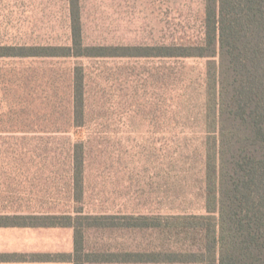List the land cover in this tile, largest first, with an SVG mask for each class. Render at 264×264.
I'll list each match as a JSON object with an SVG mask.
<instances>
[{"label":"rangeland","instance_id":"1","mask_svg":"<svg viewBox=\"0 0 264 264\" xmlns=\"http://www.w3.org/2000/svg\"><path fill=\"white\" fill-rule=\"evenodd\" d=\"M87 44L157 45L199 40L203 0H81ZM66 0H0V44L65 45ZM87 72L89 114L68 124V73ZM204 61L0 59V183L15 207L51 216L202 213L200 98L187 102L183 76ZM193 68V69H192ZM194 73V74H193ZM188 75V76H189ZM182 81V82H181ZM193 88H198L193 86ZM50 101L41 106V98ZM198 98V97H197ZM198 116H195V115ZM86 144L82 197L69 142ZM146 242L87 230L85 253Z\"/></svg>","mask_w":264,"mask_h":264},{"label":"trees","instance_id":"2","mask_svg":"<svg viewBox=\"0 0 264 264\" xmlns=\"http://www.w3.org/2000/svg\"><path fill=\"white\" fill-rule=\"evenodd\" d=\"M66 2L67 44H0V59L204 61L198 75L181 74L188 92L184 99L201 101L202 213L80 211L42 217V226L73 230V253L47 259L73 264H264V0H203L199 40L157 45L87 44L81 0ZM68 75V124L83 128L89 114L86 68L77 63ZM46 103L50 106L41 98V106ZM85 151V142H69L75 201L82 197ZM87 230L126 232L146 242L89 254L83 243Z\"/></svg>","mask_w":264,"mask_h":264},{"label":"crops","instance_id":"3","mask_svg":"<svg viewBox=\"0 0 264 264\" xmlns=\"http://www.w3.org/2000/svg\"><path fill=\"white\" fill-rule=\"evenodd\" d=\"M0 183V264H73L48 257L73 253V230L69 227L42 226L39 214L27 207H15L12 200H23L4 191Z\"/></svg>","mask_w":264,"mask_h":264}]
</instances>
